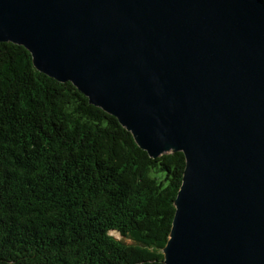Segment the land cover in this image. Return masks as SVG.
I'll use <instances>...</instances> for the list:
<instances>
[{"label":"water","instance_id":"obj_1","mask_svg":"<svg viewBox=\"0 0 264 264\" xmlns=\"http://www.w3.org/2000/svg\"><path fill=\"white\" fill-rule=\"evenodd\" d=\"M0 42L182 153L163 264H264V0H0Z\"/></svg>","mask_w":264,"mask_h":264},{"label":"trees","instance_id":"obj_2","mask_svg":"<svg viewBox=\"0 0 264 264\" xmlns=\"http://www.w3.org/2000/svg\"><path fill=\"white\" fill-rule=\"evenodd\" d=\"M31 63L0 42V264H163L182 153L149 158Z\"/></svg>","mask_w":264,"mask_h":264},{"label":"rangeland","instance_id":"obj_3","mask_svg":"<svg viewBox=\"0 0 264 264\" xmlns=\"http://www.w3.org/2000/svg\"><path fill=\"white\" fill-rule=\"evenodd\" d=\"M110 235L115 237V240H117V241L123 242L125 244H130V245L133 244L132 242H130V240L123 239L122 237H120L115 231L110 232Z\"/></svg>","mask_w":264,"mask_h":264}]
</instances>
